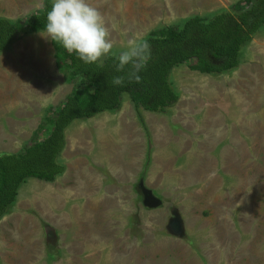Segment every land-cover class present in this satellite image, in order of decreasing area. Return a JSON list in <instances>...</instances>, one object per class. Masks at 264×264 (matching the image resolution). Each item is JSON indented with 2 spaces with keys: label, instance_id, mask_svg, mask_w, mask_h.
<instances>
[{
  "label": "rangeland",
  "instance_id": "rangeland-1",
  "mask_svg": "<svg viewBox=\"0 0 264 264\" xmlns=\"http://www.w3.org/2000/svg\"><path fill=\"white\" fill-rule=\"evenodd\" d=\"M240 1L89 0L117 56L129 40ZM44 3L0 0V19H27ZM42 35L0 54V156L29 146L76 89ZM172 83L180 100L164 113L137 111L125 95L120 111L67 129L65 173L28 180L0 222V264H264V28L237 69L209 75L183 65ZM211 157L216 165L191 175Z\"/></svg>",
  "mask_w": 264,
  "mask_h": 264
},
{
  "label": "trees",
  "instance_id": "trees-1",
  "mask_svg": "<svg viewBox=\"0 0 264 264\" xmlns=\"http://www.w3.org/2000/svg\"><path fill=\"white\" fill-rule=\"evenodd\" d=\"M44 9L27 19H0V54L24 36L43 32ZM264 28V0H242L230 11L210 17H193L181 27L173 26L151 32L145 40L150 46V59L139 73L140 83L113 86L118 73L116 56L101 64H84L75 54H68L52 42L55 63L65 82L76 86L59 109L49 115L34 134L33 140L17 155L0 156V222L16 206L19 192L30 179L54 183L66 169L59 162L66 146V131L76 121H86L104 113L118 112L127 95L137 111L164 113L180 100L172 83V72L187 65L201 74L220 75L238 68L244 48ZM47 132V136L43 134Z\"/></svg>",
  "mask_w": 264,
  "mask_h": 264
},
{
  "label": "clouds",
  "instance_id": "clouds-1",
  "mask_svg": "<svg viewBox=\"0 0 264 264\" xmlns=\"http://www.w3.org/2000/svg\"><path fill=\"white\" fill-rule=\"evenodd\" d=\"M43 32L44 38L75 54L84 64H101L105 58L116 56L105 19L89 0H53ZM116 59V72L128 71L125 76L113 77L112 85L123 87L126 80L140 83L139 73L150 59V46L146 40H129Z\"/></svg>",
  "mask_w": 264,
  "mask_h": 264
},
{
  "label": "crops",
  "instance_id": "crops-1",
  "mask_svg": "<svg viewBox=\"0 0 264 264\" xmlns=\"http://www.w3.org/2000/svg\"><path fill=\"white\" fill-rule=\"evenodd\" d=\"M240 65V64H239ZM250 77H254L253 78V82H255L256 81V77L255 76H253L252 74H251V76ZM256 84V83H255ZM259 85H260V83H259ZM259 85H258V87H256V89L254 90L253 89V91H255L256 93H257V96H256V99H259L261 96H260V93H259V89H260V87H259ZM259 93V94H258ZM254 98V97H253ZM258 102V103H257ZM259 102L260 101H256V108H257V106H258V104H259ZM260 105V104H259ZM262 108V106L260 105V107H258V110L259 109H261ZM260 111V110H259ZM261 112V116H263L264 115V113L262 112V111H260ZM256 119H258V117L256 118ZM214 121H212L211 123H213ZM246 123H248V120H246ZM258 123H260V122H258ZM248 126V125H247ZM258 126V129H260L259 131V133H263V129L260 127V125L258 124L257 125ZM211 130H214V125L213 124H211ZM247 130H249V128L247 127ZM245 132H247V131H243V135L245 134ZM248 133V132H247ZM258 133L256 132L255 133V137H256V135H257ZM251 136V135H250ZM251 138V137H250ZM246 142H247V140H245L244 138H241V143H243V144H246ZM213 142L211 141V144H212ZM210 162H211V164H217L215 161H214V158H212L211 157V161H209V159H205L204 160V162L202 163V164H198V165H196V167L197 166H201V168H199L196 172H193V174H191V175H195V174H197V175H199V174H201V172H203L204 171V169L203 168H205V167H207V166H209V165H211L210 164ZM214 162V163H213ZM196 167L194 168V169H196ZM202 169V170H201ZM195 173V174H194ZM214 179L216 178V176L215 177H213ZM211 190H214L215 192H217V189H211ZM218 194V193H217ZM217 194L215 195L216 197H217Z\"/></svg>",
  "mask_w": 264,
  "mask_h": 264
}]
</instances>
